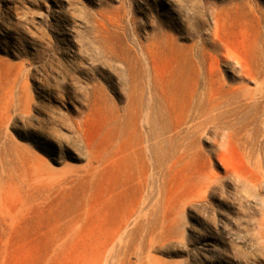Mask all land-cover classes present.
<instances>
[{
    "label": "rangeland",
    "instance_id": "374dc122",
    "mask_svg": "<svg viewBox=\"0 0 264 264\" xmlns=\"http://www.w3.org/2000/svg\"><path fill=\"white\" fill-rule=\"evenodd\" d=\"M0 264H264V0H0Z\"/></svg>",
    "mask_w": 264,
    "mask_h": 264
},
{
    "label": "bare ground",
    "instance_id": "6f19581e",
    "mask_svg": "<svg viewBox=\"0 0 264 264\" xmlns=\"http://www.w3.org/2000/svg\"><path fill=\"white\" fill-rule=\"evenodd\" d=\"M194 81H195V80H194ZM228 93L230 94V96H229V97L231 98V94H232V92H231V91H229ZM253 105H254V104H253ZM237 113H238V112H237ZM222 162H223V160H222ZM224 163H225V162H224Z\"/></svg>",
    "mask_w": 264,
    "mask_h": 264
}]
</instances>
